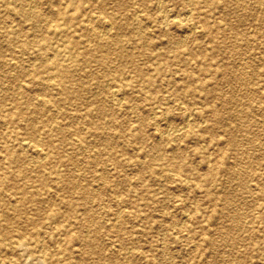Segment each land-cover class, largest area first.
Wrapping results in <instances>:
<instances>
[{
	"label": "rangeland",
	"instance_id": "obj_1",
	"mask_svg": "<svg viewBox=\"0 0 264 264\" xmlns=\"http://www.w3.org/2000/svg\"><path fill=\"white\" fill-rule=\"evenodd\" d=\"M161 2L0 0V264H264V0Z\"/></svg>",
	"mask_w": 264,
	"mask_h": 264
},
{
	"label": "bare ground",
	"instance_id": "obj_2",
	"mask_svg": "<svg viewBox=\"0 0 264 264\" xmlns=\"http://www.w3.org/2000/svg\"><path fill=\"white\" fill-rule=\"evenodd\" d=\"M161 1H163V0H158V5H160V8L162 9V7H161ZM189 1V0H188ZM157 5V6H158ZM167 5V4H166ZM164 7V6H163ZM189 8V7H188ZM159 9V8H158ZM167 9V8H166ZM187 10V9H186ZM160 11H162L163 13H164V9H162V10H160ZM203 11V10H202ZM166 12H167V10H166ZM171 12V11H170ZM138 13V12H137ZM161 13V12H160ZM166 14V13H165ZM181 14V15H180ZM180 14H177V15H180L181 17H179L180 18V23H183V24H185L187 27H188V31H192L193 29V25L192 26H190L189 24H188V22L191 20V11H184V12H181ZM34 16L35 17V15L34 14H29V16ZM141 15H142V13H141ZM175 15V14H174ZM164 16V15H163ZM168 16H170L169 14H168ZM167 15H165L162 19H163V21H164V19H165V23H167L169 20H168V18H170V17H168ZM173 16V15H172ZM137 17V16H136ZM140 17V16H139ZM161 18V17H160ZM174 18V17H173ZM198 18V17H197ZM69 18H66V20H68ZM96 19V18H95ZM137 19V18H136ZM103 20V19H102ZM135 20V19H134ZM69 21V20H68ZM170 22V21H169ZM163 24H164V22H163ZM165 25H167V24H165ZM98 26V25H97ZM197 26H199V24L197 25ZM164 27H166V26H164ZM192 27V28H191ZM195 29V28H194ZM87 30L88 31H90V32H93L94 30H96V28L95 27H93V26H90V27H87ZM106 33H107V31H105ZM187 33V32H186ZM190 33V32H189ZM101 34V33H100ZM104 34V33H103ZM188 34V33H187ZM190 35V34H189ZM99 36V35H98ZM105 36V35H104ZM184 38V37H183ZM100 39V38H99ZM185 39V38H184ZM182 41V40H181ZM178 42V41H177ZM66 44V43H65ZM71 50H73V48L71 49ZM54 55V54H53ZM52 57V56H51ZM50 57V58H51ZM53 59V58H52ZM51 61V60H50ZM54 62V61H53ZM60 62H62V61H60ZM66 64V63H65ZM53 65H55L54 63H53ZM58 66V65H57ZM56 67V66H55ZM64 67V66H63ZM62 67V65L60 66V67H57V69L61 72V74L62 75H64V73H65V68H63ZM242 67V66H241ZM54 76H52V78H53ZM58 77V76H57ZM50 79V78H49ZM57 79V78H56ZM244 79V78H243ZM111 81V80H110ZM243 81V80H242ZM106 86H107V84H106ZM250 87V86H249ZM242 88V87H241ZM110 94L112 95V97L111 98H113V97H115V96H117V91H115V90H111L110 91ZM166 95V94H165ZM164 95V96H165ZM39 98V97H38ZM122 98V97H121ZM114 99H116V97L114 98ZM117 100V99H116ZM121 101H122V99H120ZM119 101V100H118ZM121 101H120V103H121ZM49 102V101H48ZM118 105H119V102L117 103ZM116 104V105H117ZM117 105V106H118ZM134 105V104H133ZM165 108V107H164ZM134 110V109H133ZM194 111V110H193ZM195 112V111H194ZM154 114V113H153ZM195 114V113H194ZM154 116V115H153ZM156 117V116H155ZM164 117H166V116H164ZM186 117H187V115H186ZM153 118V117H152ZM186 122H188V121H186ZM182 124V123H181ZM187 124V123H186ZM185 124V125H186ZM260 124V123H259ZM182 126V125H181ZM169 127V126H168ZM186 127V126H185ZM157 129V128H156ZM169 130H170V128H168ZM171 129H172V127H171ZM182 130V127H177V128H174V129H172L171 131L173 132V133H177V132H180ZM173 133H171V134H173ZM159 134H161V133H159ZM164 134V133H163ZM166 135H168V133L166 134ZM170 135V134H169ZM168 135V136H169ZM164 136V135H163ZM161 137V136H160ZM72 138V137H71ZM18 146L21 148V149H23V150H27V149H32L33 148V150H35L34 151V154H35V156H36V161L35 162H37V163H42L45 159H44V156H43V154L39 151L40 149L38 148V149H36L37 147H38V145L37 146H35L34 144H33V142L31 143L30 141H28L27 139H20L19 141H18ZM36 147V148H35ZM86 150V149H85ZM44 154H46L45 153V151H44ZM45 157H46V155H45ZM234 166V165H233ZM234 174V173H233ZM174 175V174H173ZM172 176V175H171ZM188 181V180H187ZM190 181V180H189ZM0 186H5V184H0ZM247 186V185H246ZM47 188V187H46ZM57 194V193H56ZM115 198H116V196H115ZM118 198V197H117ZM86 200V199H85ZM172 200V199H171ZM250 202V201H249ZM176 204V203H175ZM257 204V203H256ZM126 209V208H125ZM121 210H123L122 208H121ZM117 213V212H116ZM47 214V213H46ZM184 214V213H183ZM255 214V213H254ZM186 218V217H185ZM188 218H189V216H188ZM44 219V218H43ZM121 220V219H120ZM188 221V220H187ZM55 222H56V216H52V215H50L49 217H47L46 218V223H45V225L47 226V227H49V228H51L53 225H55ZM109 222V221H108ZM114 222V221H113ZM107 223V222H106ZM121 223V222H120ZM187 223V222H186ZM182 224H183V222H182ZM181 226V225H180ZM54 227H56V225L54 226ZM173 227H175L174 225H173ZM179 227V226H178ZM48 231V230H47ZM38 234V233H37ZM169 234V233H168ZM45 235V234H44ZM164 235V234H163ZM5 239V238H4ZM43 241V240H42ZM41 240H34V241H31V242H25V243H22V244H18L17 246H13L11 249L13 250V251H15V250H17V251H19V253L21 254V255H26V256H28V254H34V255H36V257H38V260H40L41 261V263L43 264V263H48V264H53V263H56V257H55V255L54 254H46V251L44 252V248H43V242H42ZM162 243V242H161ZM37 248V249H36ZM136 251V250H135ZM118 252V251H117ZM173 252V251H172ZM28 258V257H27ZM26 258V259H27ZM40 263V264H41ZM46 263V264H47ZM27 264V263H26Z\"/></svg>",
	"mask_w": 264,
	"mask_h": 264
}]
</instances>
